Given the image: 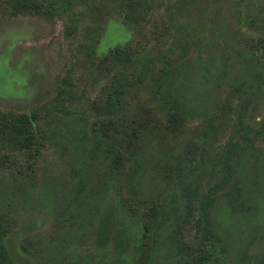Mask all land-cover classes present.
<instances>
[{"label": "trees", "instance_id": "1", "mask_svg": "<svg viewBox=\"0 0 264 264\" xmlns=\"http://www.w3.org/2000/svg\"><path fill=\"white\" fill-rule=\"evenodd\" d=\"M1 10L66 16L73 34L88 19L89 63L97 14L135 38L88 66L101 92L63 130L0 109L11 185L0 264H264V0H0ZM209 45L211 68L191 52ZM207 82L204 97L194 88ZM44 146L66 158L63 177L32 178ZM36 184L39 220L19 223L10 201Z\"/></svg>", "mask_w": 264, "mask_h": 264}, {"label": "rangeland", "instance_id": "2", "mask_svg": "<svg viewBox=\"0 0 264 264\" xmlns=\"http://www.w3.org/2000/svg\"><path fill=\"white\" fill-rule=\"evenodd\" d=\"M152 17L149 16L145 24H148ZM96 18L100 31L94 44V51L90 53V57L94 59L89 63L85 49L80 47L81 40L86 37L79 32L81 25L86 24L88 19L80 22L73 34L65 30L66 16L49 19L30 13L8 14L1 10L0 109L31 111L35 114L39 126L59 124L60 129L73 115L86 114L87 100L97 97L103 86L101 80L103 75L97 77V72H101L93 69L90 71L88 66L91 64L95 68V60L107 48L133 44L131 40L135 38L131 26L117 15L107 13L99 19L97 14ZM191 52L194 57H200L199 62L211 68V64L205 62L211 58V45L203 49H192ZM200 70L203 71L202 68ZM208 72L206 75L211 82V70ZM63 79L69 84L64 83ZM209 82L203 88L196 85L194 89H197L200 95L207 96L208 88L211 86ZM259 154L261 153L252 152L253 156ZM35 160L36 175L32 178L64 176L67 168L66 158L52 147H42ZM262 161L261 159L256 162L254 166H261ZM249 170L251 172L252 168ZM8 176L5 173L0 175V206L9 203L11 185ZM38 191L39 186L36 184L27 197H23V193L19 192L18 195H14L19 197L10 201L13 202V206L16 204L15 215L19 223L39 220L41 199L38 197ZM49 218L50 215L45 214L43 223L40 221L42 227L48 225ZM231 232L240 233L234 228H231ZM15 242L16 237L12 233L7 238L11 252H14Z\"/></svg>", "mask_w": 264, "mask_h": 264}]
</instances>
